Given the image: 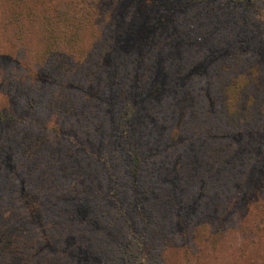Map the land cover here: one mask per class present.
I'll return each instance as SVG.
<instances>
[{
	"label": "rangeland",
	"instance_id": "rangeland-1",
	"mask_svg": "<svg viewBox=\"0 0 264 264\" xmlns=\"http://www.w3.org/2000/svg\"><path fill=\"white\" fill-rule=\"evenodd\" d=\"M122 227L264 264V0H0V264H111Z\"/></svg>",
	"mask_w": 264,
	"mask_h": 264
},
{
	"label": "trees",
	"instance_id": "trees-1",
	"mask_svg": "<svg viewBox=\"0 0 264 264\" xmlns=\"http://www.w3.org/2000/svg\"><path fill=\"white\" fill-rule=\"evenodd\" d=\"M119 159H121V161L126 165L129 166L131 165V162H129V157L127 155V153L120 151L119 153ZM132 161V160H131ZM138 158L135 159V163H138ZM135 163H133V165H135ZM138 170L135 169L134 174L137 175ZM140 189V188H139ZM130 190V189H129ZM119 192V191H118ZM115 193V197L117 198L120 194L117 193L116 189L113 191V194ZM147 194V189L145 190H138L136 188H133L130 192H125L124 196L126 198H128V205H130L131 207L135 206V203L137 200L142 199L143 197H145ZM92 203L90 202H86L84 204H81L78 208H77V213L81 216H83L84 218H88V219H92ZM126 208L121 207L120 210L118 211V216H116L117 218H122V216H126ZM115 220H112V223H114ZM122 231V236L120 237V240H118L117 243H115V245L113 244V242H108L107 244H105L104 246H109L107 247V249L109 250L110 254L108 257V262L111 264H115L116 261L122 260L124 262V264H147V255L146 253H144V236L141 232H138L136 230H126L122 227L121 229ZM70 237V236H69ZM72 237V236H71ZM68 241V246L71 247V249H73V251L70 253L72 257L75 256L76 261L82 263V261H87L88 257H87V251L86 249L80 248L79 245L76 244V240L75 238H70L67 239ZM1 245H0V250H1ZM77 249V251L75 252V250ZM121 261V262H122ZM65 262V261H64ZM66 263V262H65ZM72 263V262H70ZM62 264V263H61ZM67 264V263H66Z\"/></svg>",
	"mask_w": 264,
	"mask_h": 264
}]
</instances>
